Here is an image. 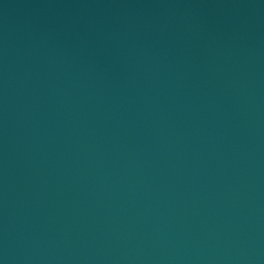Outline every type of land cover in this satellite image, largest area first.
Segmentation results:
<instances>
[{
  "label": "water",
  "instance_id": "95a60500",
  "mask_svg": "<svg viewBox=\"0 0 264 264\" xmlns=\"http://www.w3.org/2000/svg\"><path fill=\"white\" fill-rule=\"evenodd\" d=\"M0 264H264V0H0Z\"/></svg>",
  "mask_w": 264,
  "mask_h": 264
}]
</instances>
